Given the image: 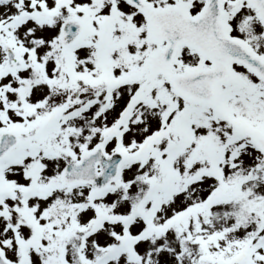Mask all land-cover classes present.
I'll list each match as a JSON object with an SVG mask.
<instances>
[{
	"label": "snow or ice",
	"instance_id": "1",
	"mask_svg": "<svg viewBox=\"0 0 264 264\" xmlns=\"http://www.w3.org/2000/svg\"><path fill=\"white\" fill-rule=\"evenodd\" d=\"M0 264H264V0H0Z\"/></svg>",
	"mask_w": 264,
	"mask_h": 264
}]
</instances>
